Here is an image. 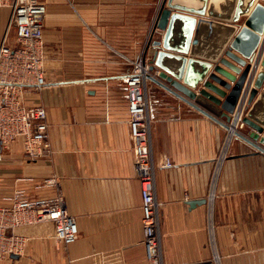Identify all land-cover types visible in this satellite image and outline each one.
<instances>
[{
    "label": "crops",
    "instance_id": "crops-1",
    "mask_svg": "<svg viewBox=\"0 0 264 264\" xmlns=\"http://www.w3.org/2000/svg\"><path fill=\"white\" fill-rule=\"evenodd\" d=\"M45 2V84L20 88L26 105L46 111L51 152L29 162L19 140L0 144V206L10 204L6 197L17 186L29 196L53 192L35 190L19 178L56 175L78 234L64 245L53 239L50 224L23 227L19 231L30 238L23 253L1 258L0 264H98L103 256L147 264L125 78L132 62L143 53L152 58L153 41L162 39L157 24L165 0ZM215 3L220 12L223 0ZM10 12L0 6V43L15 46ZM208 35L203 49L209 53L221 36ZM256 52L235 105L244 104V114L264 35ZM146 90L164 264H264V154L237 136L223 154L228 135L223 125L149 78ZM165 159L172 164L164 166ZM193 200L201 202L191 205Z\"/></svg>",
    "mask_w": 264,
    "mask_h": 264
},
{
    "label": "built area",
    "instance_id": "built-area-1",
    "mask_svg": "<svg viewBox=\"0 0 264 264\" xmlns=\"http://www.w3.org/2000/svg\"><path fill=\"white\" fill-rule=\"evenodd\" d=\"M11 8L9 25L16 31V45L0 43V144L7 146L19 140L25 159L35 162L47 158L51 152L48 141L46 111L41 105H26L22 85L45 84L41 69L44 55L43 22L46 12L45 0H0V6ZM264 35V34H262ZM152 58L146 53L132 62V70L125 78L127 89V111L130 137L134 144L133 163L140 184L142 198L143 246L147 264H164L162 260L159 212L161 203L156 198L155 165L152 154L151 118L147 102V81L151 74ZM256 74V72H255ZM252 77V80L255 76ZM244 104L234 108L228 123L227 138L223 154L231 136L244 125ZM1 157V153H0ZM165 159L164 166H170ZM32 184L35 190L52 188L50 195L29 196L24 186H17L6 197L9 205L0 206V259L10 254L21 255L27 234L19 231L23 227L50 224L55 241L67 245L77 238L76 219L66 210L56 175L35 180L21 177ZM98 264H123L119 258L103 256Z\"/></svg>",
    "mask_w": 264,
    "mask_h": 264
},
{
    "label": "water",
    "instance_id": "water-1",
    "mask_svg": "<svg viewBox=\"0 0 264 264\" xmlns=\"http://www.w3.org/2000/svg\"><path fill=\"white\" fill-rule=\"evenodd\" d=\"M215 2L165 0L157 24L164 34L152 43L156 50L149 65L157 72L147 77L227 129L264 34V0H223L220 12L228 10L223 14ZM213 31L221 39L208 53L203 42ZM247 103L250 107L241 117L245 131L234 134L254 153L264 154V55L249 85Z\"/></svg>",
    "mask_w": 264,
    "mask_h": 264
}]
</instances>
